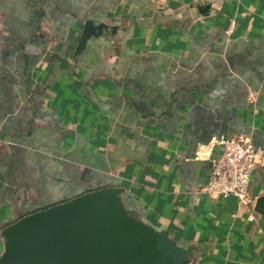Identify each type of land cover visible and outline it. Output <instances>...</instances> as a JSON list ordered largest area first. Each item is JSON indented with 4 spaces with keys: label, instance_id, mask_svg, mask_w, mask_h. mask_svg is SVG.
<instances>
[{
    "label": "crops",
    "instance_id": "obj_1",
    "mask_svg": "<svg viewBox=\"0 0 264 264\" xmlns=\"http://www.w3.org/2000/svg\"><path fill=\"white\" fill-rule=\"evenodd\" d=\"M85 19L108 28L76 52ZM239 136L248 203L202 191ZM105 187L186 264H264V0H0V257L7 225Z\"/></svg>",
    "mask_w": 264,
    "mask_h": 264
},
{
    "label": "water",
    "instance_id": "obj_2",
    "mask_svg": "<svg viewBox=\"0 0 264 264\" xmlns=\"http://www.w3.org/2000/svg\"><path fill=\"white\" fill-rule=\"evenodd\" d=\"M107 28L85 19L76 52ZM120 193L97 189L7 225L0 264H186L185 249L126 211Z\"/></svg>",
    "mask_w": 264,
    "mask_h": 264
},
{
    "label": "built area",
    "instance_id": "obj_3",
    "mask_svg": "<svg viewBox=\"0 0 264 264\" xmlns=\"http://www.w3.org/2000/svg\"><path fill=\"white\" fill-rule=\"evenodd\" d=\"M262 160L250 136L214 141L206 156L208 173L202 191L211 197H234L241 203H248L251 175Z\"/></svg>",
    "mask_w": 264,
    "mask_h": 264
}]
</instances>
